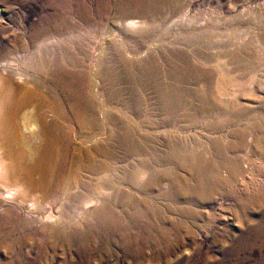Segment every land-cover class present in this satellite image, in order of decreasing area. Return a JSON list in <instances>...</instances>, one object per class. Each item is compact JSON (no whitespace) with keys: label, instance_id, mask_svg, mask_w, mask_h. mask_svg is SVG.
<instances>
[{"label":"bare ground","instance_id":"6f19581e","mask_svg":"<svg viewBox=\"0 0 264 264\" xmlns=\"http://www.w3.org/2000/svg\"><path fill=\"white\" fill-rule=\"evenodd\" d=\"M168 1L175 4L178 2L125 0L123 4L114 6L113 0L104 3L95 1L98 6L94 14H91L84 0H52L54 14L49 18L53 25L46 27L49 24L44 22V27L33 35L29 43L21 38L9 42L0 40V73H9L15 81L29 84L35 91L32 94L22 87L20 88L23 90L14 87L6 103L0 106V208L7 211L5 217L9 225L15 224L19 233L24 232L20 242L13 240L3 247L7 256L0 264H59V260L63 264H188V259L181 262L176 253L182 247L179 236L185 225L194 227L204 219L203 211L212 205L214 198H221V201L232 204L227 213L231 214L236 225L242 224L254 212L260 217L250 222L237 238L229 235L230 224L223 223V228L216 232L212 245L225 246L231 242L234 245L223 253L222 262L215 263L211 255H204L201 262L228 264L229 258L239 255L245 249L252 252L259 242L264 244V188L256 185L253 193L251 187L254 195H250L239 186L240 179L246 181L242 174H245L244 165L249 154L264 163V103L262 110L259 109L258 112L247 111L239 102L241 100L233 99L238 96L237 89H231L238 82L237 75L243 79L250 71H253L251 74L258 71L252 81L257 79L260 82L261 67L257 62L258 58L250 56V51V54L247 53V46L256 43V39L252 38L249 39L250 42L244 43L248 40L242 38L237 41V46L232 43L236 48L235 50L231 46L230 49L236 51L233 54L226 49L225 44L226 55L219 53L212 57L194 56L200 65H216L219 69L211 68L213 72L217 71L214 73L210 72L211 69L209 72L199 68L194 70V66L188 67L193 69L189 72L186 68L188 58L186 63L185 59L178 57V53L177 57L172 58L168 51L171 59L165 62L169 71L160 78V75L152 71L148 59L147 63L141 61L140 57L145 54L142 50L127 48L119 55L120 53H116L119 50H114L116 42H106L110 37L106 39L105 33L101 34L105 36L104 43L101 44L107 46L108 50H102L100 44L98 50H93L95 55L92 56L91 48V66L87 67L91 69L86 68L85 58L88 56L81 45L84 41V28L97 27L99 17L114 8L113 15L123 25L126 42L122 44L125 48L130 47L132 44L128 38L131 33L137 31V36H144V33L138 34L139 31L149 28L152 30L154 24L151 25L155 19L167 21L171 16L174 17L167 10ZM133 20H138L139 23ZM0 21L3 19L0 18ZM70 21L75 23V27ZM174 24L171 25L174 27ZM158 25L161 26L159 23ZM164 30L166 29L162 31ZM0 32L7 33L1 27ZM215 32L216 30L213 33L206 30L204 33H210L214 37L218 35L220 38V31L217 35ZM246 37L247 35L244 38ZM147 38L149 39L148 35ZM257 42H264V37ZM229 52L231 53L227 54ZM253 52L252 55H256ZM112 53H116L115 56L118 54L120 60L113 59ZM165 57L163 55V60ZM184 64L186 67L182 66ZM40 90L62 102L68 112L67 116L79 130L95 126L106 131L109 136L108 141L101 145L97 143V150L98 153L101 152L102 158L81 166L77 176L62 170L50 192L47 189L43 194L35 193L27 185L10 184L13 169L1 147L3 120L8 119L11 114L12 128L18 134L30 131L37 137L34 140L37 142L36 146L30 139L32 142L27 141V144L31 148H21L17 170L31 187L46 188L49 175L45 172H48L51 162L45 157L46 154L40 156L39 152H50L55 138H51L47 129L41 131L37 126L39 99L35 95ZM189 100L194 101L193 109L188 105ZM102 107L104 114L99 118L102 114L98 117L96 110H102ZM212 118H218V122L223 119L225 127L232 124L238 126L249 118H259L260 122L259 125L254 121V124L251 123L252 126H258L257 129L254 127L253 133H250L252 129L244 131L245 128H241L233 130L231 135L228 133V137V134L223 137L221 133L225 131V127H217V122L214 123L216 119ZM202 124L206 128L201 130L219 137L212 139L207 136L202 138L203 142H194V145L191 142L188 146L189 142L186 144L178 136H160L167 130L176 134L194 131L195 127ZM79 134L82 138V133ZM20 139L22 141L21 137ZM202 144L206 147L205 153L198 152ZM114 150L117 151L116 154ZM227 188L231 190L227 191ZM166 217L170 218V224H166ZM211 224L214 222L200 226L202 229H209ZM14 246L22 255L16 252ZM256 264H264V257Z\"/></svg>","mask_w":264,"mask_h":264},{"label":"rangeland","instance_id":"374dc122","mask_svg":"<svg viewBox=\"0 0 264 264\" xmlns=\"http://www.w3.org/2000/svg\"><path fill=\"white\" fill-rule=\"evenodd\" d=\"M95 1L101 2V3L102 2L104 3V1L107 2V0H99V1L98 0H84V2H86V4H85L86 8L88 7L87 10H90L89 12H92L91 14H94V12L96 11L95 9L98 6L97 2H95ZM124 2H125V0H113L114 6L121 5ZM178 2H179V4H178ZM178 2H176L177 6L172 1L171 2L168 1L166 4V7L168 6L167 10L171 13V15L173 14L174 17L171 16L170 20H167V21H165V20L162 21V19H159V18L155 19L154 23H152V25H151V26H153V24H154V27H152V30H150L151 28H149L147 30L144 29L142 32L139 31L138 34L144 33L145 37L141 36V35L137 36L136 35L137 31H134L135 33H131L132 35L128 38L131 40L132 45H130V47H126V48L122 44V42H126V39L124 38V34H123L124 30H122L123 25H122V23H119V20L116 19V17L113 15L114 8L112 11H107L106 13H104L102 16L99 17V19H98L99 25L97 27H86V29L85 28L83 29L84 30V41L85 40L86 41L85 42L83 41L81 45L83 47L82 49L86 50V52L84 50L83 51L88 56V58H85L86 68L88 66H91V62L89 61L90 60L89 57H91V55H92V54L90 55L91 48H92V52H93L92 56H94L95 52L93 50L97 49V47H99L102 42L104 43L103 40L105 39L104 38L105 36H102L101 34L104 35L105 33H107L106 39H107V37L108 38L110 37V39H111V40L110 39L106 40V42H109V41L112 43L116 42L115 45L117 48L115 47L114 50L116 52V50L118 49L119 51H117L116 53H120L119 55H122L121 52L123 53V50H125L127 48H128V50H129V48H131V49L135 48V50H139V51L142 50V52H144L145 54L140 57L141 61L142 60L146 61L148 59L147 61L151 64L152 71L153 70L155 71V73L154 72L153 73L160 75L161 76V77L159 76L160 78L163 77V74L165 72L169 71V69H167L168 68L167 62H165V61L167 59L170 60L171 57L172 58L177 57L178 54H179L178 57L181 59H185V61H186V58H188L187 59L188 63L186 61L187 67L185 66V64L182 66L186 67L189 72L191 70L193 71V69L196 70L198 68H199V70L203 69V71L206 70V72H209L211 68L213 70L214 69L217 70L219 68L216 65H213L212 67L210 65H208V66L200 65V63L196 62L194 56L198 57V56L202 55V57H205V56L206 57H212V56H215L219 53L221 55H224V54L226 55V51L228 49L232 53L229 52L227 54H230V53L233 54V53H236V51H235L236 48H235V46L233 47V44L234 43H235L234 45L238 44L237 41H239L240 39L242 40V38H243L245 40H248V41L244 42V43H248V42H250L249 39L253 38V40L256 39L258 41V39L260 40L264 37V0H178ZM170 4H174V5H170ZM52 5H53L52 0H0V18L3 19V21H0V27L3 28V30L7 31L6 34L0 32V40L1 41L5 40L6 42H9V40H13L15 38H21L26 43H29L31 41L33 35L39 31H41V29L44 27V25L47 22L49 25H47L46 27H50L51 25H53L52 20L49 18V17L53 16V14H54V11H53L54 9H53ZM169 6H171V8H173V9H171ZM174 6H175V8H174ZM182 8L185 11L182 10ZM92 10H94V11H92ZM179 11H181V12H179ZM240 17H242V18H240ZM223 19H225V20H223ZM173 20H175V21H173ZM237 20H239V22ZM133 21H135L136 23H139L138 20L137 21L133 20ZM176 21H177V23H176ZM44 22H46V23H44ZM70 22H71L72 26L75 25V23L73 21H70ZM140 22L142 23V21H140ZM170 22H171V24L175 23L174 24L175 26L173 27V25H171ZM214 22L215 23L219 22V23L215 24ZM158 23L161 26H159ZM165 23H167L168 30H167V26H165L166 25ZM218 25H220V26H218ZM169 26H171V27H169ZM208 26H210V27H208ZM212 26H214V27H212ZM233 27H234V29L235 28H237V29L234 30ZM209 28H211V29H209ZM163 29H166V30H164V32H163L162 31ZM194 30H196L195 31L196 33L194 32ZM198 30H202V31L200 32ZM206 30L212 31V33H213V30H216V32H217V33L215 32L216 35L220 31L219 35H221V37L219 38L218 35L216 37L211 36L212 34H210V33L206 34V33H204V32H206ZM232 30H234V31H232ZM239 30H240V32L241 31L242 32L244 31V32L243 33L241 32L242 33L241 34V33H239ZM104 31H106V32H104ZM227 31H229V34ZM160 32H163V33H160ZM226 32H227V34H226ZM232 32H233V34H232ZM110 33L112 34V36H110L111 35ZM145 33L148 35L149 39L147 38V35ZM148 33L149 34L151 33V34L149 35ZM152 33H154V34H152ZM237 34H238V36H237ZM239 34H241V35L245 34L244 37L246 35H247V37L246 38H244L243 36L241 37V35H239ZM135 35H136V37H135ZM254 35H256V36H254ZM224 36L228 37V38H225ZM234 36L237 38H235ZM100 39H101V41H99ZM113 40H115V41H113ZM121 40H124V41H121ZM97 41H99V43ZM257 41L254 44L252 43L254 46L253 45L251 46V44L248 45L249 46V47L247 46L248 51L247 50L246 51L249 54L251 52L250 56H253L254 59L258 58L257 62L259 63V65L261 67L259 77L262 79V78H264L263 77L264 76V42H257ZM94 43L97 45H95ZM257 43H259V44H257ZM194 44H195V46H194ZM92 45H93V47H92ZM224 45H225L227 50L224 49ZM94 46H95V48H94ZM101 46L103 47L102 50H104V51L108 50L107 46L104 45L105 46L104 47L102 44H101ZM132 46H135V47H132ZM219 46L221 49L219 48ZM222 46H223V48H222ZM231 46L235 49L234 51H232L233 49H230V48H232ZM89 47H90V49H89ZM212 47H214V48H212ZM254 47H256V48H254ZM145 49H147L148 51ZM135 50L133 49V51H135ZM224 50H226V51H224ZM168 51L170 52V55H169V53H167ZM237 51H239V50H237ZM252 52L256 55H252ZM116 53H112L111 57L113 59L117 58L116 60L118 61V60H120V58H119L118 54L115 56ZM164 53L167 55H165ZM222 53H224V54H222ZM196 54L198 56H196ZM212 54H214V55H212ZM163 55H164V57L166 56L165 60H163ZM168 55L169 56L172 55V56L169 58ZM183 55L185 56V58ZM158 56H160L161 58L160 57L157 58ZM173 56H175V57H173ZM255 56H257V57H255ZM155 57L158 60H156ZM132 59H136V58H132ZM116 60H114V61H116ZM147 61H146V63H147ZM157 61H159V62H157ZM163 61H164V63H163ZM156 62L158 63V65ZM221 64H222V62H221ZM179 65H181V64H179ZM166 66H167V68H166ZM190 66L191 67L194 66L193 69H191V68L189 69L188 67H190ZM199 66H201V67H199ZM87 69L89 70V69H91V67H89ZM212 69L210 72H212V73L217 72L216 70L213 72ZM158 71L160 73H158ZM251 72H253V71H250L249 72L250 74H247L246 77H244L243 79H241L242 76L237 75V76H239L238 82L236 84L232 85L231 89H234V90L237 89L236 92H237L238 96L236 98H233L234 100L237 101V98L239 100H241V101H239V100L238 101L242 103V105L247 109V111L249 110L251 112H258L259 109L262 110V104L264 103V80L262 79L263 80V82H262L261 79L258 78L262 84L257 79H255L253 82L252 78L254 75L256 76L258 71H255L254 74H251ZM186 73H187V71H186ZM261 75H262V77H261ZM0 78H1V80H0V98H1L0 99V106L2 103L3 104L6 103V101L8 100L7 97L10 96L12 88H14V87L17 89L22 87V88H24V91H29V92L31 91L32 94L35 93V91L33 90V87L31 88V86L29 84L24 85L25 83H23V82L19 83V82L15 81L9 73H0ZM146 83L147 82H144V84H146ZM22 88H20V90H23ZM37 93H39V94L35 95L39 99V105H38L37 112H36L37 123H38L37 126H38L39 130H41V131H42V129L43 130L47 129L46 131L49 132L48 134L51 136V138H53V139L55 138L54 139L55 142L51 143L50 150H49L50 152H44V153L39 152L40 156L46 154L45 157L49 158L48 161L51 162V167L50 168L48 167L49 170L47 173L45 172V174H47V176L49 175V177H48L49 183L47 184L46 188L45 187H31L30 184L23 178V176L21 174H19V172L17 170V164H19L18 161H20V159H21L20 158L21 148H23V147H25V149L31 148L27 144V141H31V140H33V143L36 146L37 142H34V140L37 137H36L35 133L30 132V131L25 132L24 134H21V135L18 134L17 131H15L14 128H12V122H13L12 116L13 115H11L10 113H9L10 114L9 116H10L11 120L9 119V116H8V119L3 120L4 123L2 122L3 123V126H2L3 130H2V134H1V147L3 149L4 157L11 163V168L13 169V172L11 173L12 174L11 178L9 180L10 184L17 185V186L18 185H25V186L27 185L35 193L43 194L47 189L50 192V188L53 186L56 177L58 175H60L62 170L63 171L67 170L66 171L67 173H72V175L76 174V176H77L80 173V169L86 163H90L93 160H99L100 158H102L101 152L98 153L99 150H97L98 149L97 145L98 144L101 145V143L108 141L109 136H108V133L106 131H104L103 129L97 128L95 126H89V127H85V128H82L81 130H79L78 127L75 125V123L71 120V118L69 116H67L68 112L66 111V109H64L65 107L63 106V104H61L62 102L58 101L56 98L54 99L49 94L45 95L44 91L40 90V91H37ZM232 97H234V96H232ZM230 99H232V98H230ZM193 103H194V101H192V102L190 100L188 101V105L191 106V108L189 107L190 109H193L192 108V107H194ZM59 107H61L63 110ZM97 109L98 110H96V111H98V112H96V115L99 117V115L102 114L101 117H99V118H102L103 114H104L103 113L104 108L102 107L101 108L102 110H99V108H97ZM255 110H257V111H255ZM212 119L213 120L216 119V120H214V123H215V121L217 122L216 123L217 127L218 126H219V128L225 127V123L223 122V119L222 120L219 119V122L217 120L218 118H212ZM259 120H260L259 118H251V119L249 118V119L242 121L240 125L238 124V126L237 125L233 126L234 124L230 125V127L226 126L224 128L225 131H223V133H221V135L223 137L225 135H227L228 133L231 135L233 133L232 132L233 130L238 131V130H241V128H245V129H243L244 131L245 130L250 131L252 129L250 131V133H253L254 132L253 130L258 128V126L257 127H255V126L259 125V123H258V122H260ZM247 121H248V123H247ZM253 121L255 122L256 125L252 126V124H254ZM221 122L223 123L222 125L220 124ZM244 122H245V124H244ZM203 124L205 125L206 123H203ZM203 124H202L203 127L199 126V125H198V127H200V128L195 127L194 131L190 130V131H186L185 133H182V134L181 133L176 134L174 132H168V130H167L166 132H162V134L160 136L162 137L163 134L164 135L162 138H164V136H166V137L168 136L167 138H169V136L171 138L174 135H175L174 137L178 136V137L182 138L186 144L189 142L187 144L188 146H190L191 142L193 145L195 143H200L202 141V138H207V136H208V138H212V139L214 137L215 138L219 137V135L218 136L217 135H209V134L205 133L203 130H201V129L206 128V126H204ZM237 127H240V128L237 129ZM254 127H255V129H254ZM48 129H49V131H48ZM102 130H103V132H102ZM100 131L102 133H100ZM79 133H82V138L85 137L86 140H84V138L82 139L80 137ZM165 133H167V134H165ZM86 134L87 135L89 134V135L86 136ZM229 134L226 137H228ZM140 135H142V134H140ZM93 136L97 139H94ZM260 136H262V135H260ZM20 137L22 138V141H20L21 140ZM87 138H88V140H87ZM89 139L90 140L93 139V141H95V142H93V141L90 142ZM196 139L198 140V142ZM262 139H264V137H262ZM90 144H91V146H89ZM94 145H96V146H94ZM203 146H204V144H202L201 150L198 149L199 153H201V152L205 153L204 148H206V147L205 146L203 147ZM115 151L116 150H114L113 152H115ZM116 153H117V151L115 152V154ZM249 155H248V159L250 158L251 160H253V162L250 159L248 160L245 157V159H247V163L244 165L245 174L244 173L242 174L243 175L242 178L246 179V181L243 179L242 180L240 179L239 180L240 181L239 186H241L242 190L243 189H244V191L247 190V191H245L246 194L252 195L253 193H255L254 191H255L256 185L258 188H261V187L264 188V186H262V185H264L263 184L264 183V173H263L264 172V165H263L264 163L263 162L260 163L261 161L255 160V158H253L252 156H249ZM207 158H210V157H207ZM250 161L253 164L249 163ZM68 169H69V171H68ZM250 169L253 172H251V171L249 172ZM262 169H263V171H262ZM257 170H258V172H257ZM259 173L262 175V177H260L261 175ZM248 174H250V175H248ZM225 177L226 176H224V179H226ZM241 181H243L244 183ZM248 184H249V186H248ZM246 186H248V187L246 188ZM251 187H252L253 193H252V190L250 189ZM229 190H231V189L227 188V191H229ZM220 199L219 198L213 199L212 205H210L208 207V209H206V210L204 209V211H203L204 219L197 222L196 225H194V227L190 226V225H185L184 228L182 229L181 235L179 236L180 240L182 241V244H180L182 247H180L179 250L176 251L177 256L179 257L181 262L188 259L189 260L188 264H197V263L198 264H204V262L200 261V260H202V257L204 255L213 256V261L215 263H220V261L222 262L223 253L225 254L227 251V248L228 247L230 248V246L234 245L233 242H231L230 244H225L226 248H225V246L214 247L212 245V242L215 238L216 232L219 231V228H223L222 224L228 222L230 224V226L228 227L229 235L231 236V238H235V237L237 238L239 235H241L242 231H244L246 229V226L250 222L258 220L260 217L256 212H254L251 215L247 216V218H245L243 220L244 222L242 224L236 225L232 221L233 219L230 216L231 214L227 213L228 208H231L232 204H230L229 202H226V201H221L223 199H221V200ZM6 212L7 211L5 209L0 208V263L3 262L7 256L5 251L3 250V247L6 244L12 242L13 240H15V241L18 240V242H20V240L24 236V232L19 233L18 230L16 229L17 225H15V224L9 225V223L6 221L7 220V218L5 217ZM14 214H17V212H14ZM214 214H215L216 218L213 216ZM212 216L215 218V220L213 219ZM229 216H230V218H229ZM226 217H228V218H226ZM225 218L228 220H225ZM165 219L167 221L166 224H170L169 223L170 218L166 217ZM209 220L211 222H214V224H211L212 226L209 227V229H202L200 225L209 223L210 222ZM14 248L19 255H22V252H19L18 248L16 246H14ZM247 250L245 249L239 255L229 258L228 264H256L257 262H259L264 257V254H263L264 253V244L262 241L259 242V244H257L256 246H254V249L252 252L249 249H247ZM261 252H263V253L261 254ZM33 255L35 256V254H33ZM61 262H62V260H59L58 263L61 264ZM62 264H63V262H62Z\"/></svg>","mask_w":264,"mask_h":264}]
</instances>
